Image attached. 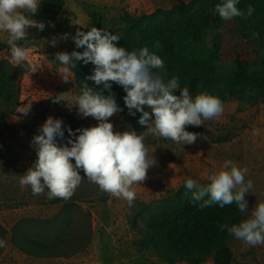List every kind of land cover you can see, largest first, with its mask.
I'll list each match as a JSON object with an SVG mask.
<instances>
[{
  "label": "rangeland",
  "instance_id": "obj_1",
  "mask_svg": "<svg viewBox=\"0 0 264 264\" xmlns=\"http://www.w3.org/2000/svg\"><path fill=\"white\" fill-rule=\"evenodd\" d=\"M194 1L66 0L54 22L45 24L42 32L29 29L28 40L21 42L35 71L15 65L6 34L0 32V57H8L14 64L18 88L17 102L12 112L6 114V126L0 130V239L7 241V246L0 248V264H192L188 260L169 258L148 245L142 233L149 214L145 213L144 219L141 214L144 209L155 210L191 192L185 187L189 178L207 186L209 175L226 160L247 168L245 180L253 182L252 192L246 194L249 213H240L234 204L242 219L250 215L257 203L264 201V94L254 99L232 96L223 102L220 117L202 118L199 127L187 126L186 131L201 134L191 145L148 136L144 143L157 158L158 166L149 169L143 184L133 185L136 198L131 207L126 200L102 192L86 178L69 200L56 204L41 203L43 195L33 196L30 187L21 189L19 185L20 176L28 169L30 142L39 134L38 129L48 116L63 121L65 140L57 138L59 143H66L67 127L75 130L98 123L92 117L77 115V108L72 106L74 98L81 94L80 89L71 71L67 82L62 79L58 73L59 62L54 60L57 52H72L68 42L77 29L102 28L120 38L130 27L119 19V11L139 16L140 23H145L190 10ZM32 18L41 21L36 14ZM214 18L206 44L210 45L211 40L220 42L216 57L218 72L232 76L241 66L249 77L261 81L264 12L244 24L234 18L223 21L218 14ZM65 33L69 38L60 39ZM54 39L56 46L49 43ZM59 93L69 97L67 105L54 104L48 98ZM118 104L124 111L110 118L114 131H131L132 116L128 115L124 102ZM6 111V104L0 103V112ZM67 112L74 118L72 122L67 119ZM253 129H259L260 134L253 136ZM81 175H84L82 171ZM27 237L50 246L36 250L26 244ZM225 244L232 253L230 264H264V245L251 247L234 237ZM199 264H214L212 251Z\"/></svg>",
  "mask_w": 264,
  "mask_h": 264
},
{
  "label": "clouds",
  "instance_id": "obj_2",
  "mask_svg": "<svg viewBox=\"0 0 264 264\" xmlns=\"http://www.w3.org/2000/svg\"><path fill=\"white\" fill-rule=\"evenodd\" d=\"M238 3L239 0H222L215 5L214 14L227 22L235 17L247 19L255 11L249 5L245 13L236 6ZM40 4L41 0H0V32L6 34L11 59L16 66L33 71L35 66L28 60V50L21 42L28 40L29 29L41 32L45 29L44 22L32 18L38 13ZM68 38L67 33L60 37L62 40ZM71 39L76 48H83V51L57 52L54 60L60 65L58 73L67 82L70 69L76 68L77 62L94 66L86 80L93 81L96 86L102 85V88L95 90L83 84L72 107L77 108L81 118L92 117L98 123L75 130L67 127V141L59 143L57 138L65 140L63 121L48 116L39 127V134L30 142L37 158L20 176L19 185L21 189L30 187L33 196L44 195L47 189V199L69 200L86 178L102 192L126 200L131 207L136 198L133 185L143 184L149 169L158 166L145 139L155 136L180 145H191L201 134L186 131V127L201 126L202 118L220 117L223 103L219 97L207 92L193 97L187 87L180 88L178 77L166 81V73L162 71L164 61L156 53L147 47L128 51L118 46L119 36L102 28L77 29ZM49 43L56 46L57 40ZM113 84L121 86L126 93L123 101L128 115L136 117L140 113L137 123L145 129L143 132L134 129L114 131L110 118L123 112L124 108L117 103ZM48 98L54 104L63 102L66 105L69 99L66 93ZM259 134V129H253V136ZM247 173V168L226 160L209 175L207 186L189 178L185 187L192 192V202L200 209L235 204L240 213L247 214L246 194L253 189V182L245 180ZM220 229L251 247L264 245V201L257 203L246 219L231 225L222 224ZM6 246L7 241L0 239V248Z\"/></svg>",
  "mask_w": 264,
  "mask_h": 264
},
{
  "label": "trees",
  "instance_id": "obj_3",
  "mask_svg": "<svg viewBox=\"0 0 264 264\" xmlns=\"http://www.w3.org/2000/svg\"><path fill=\"white\" fill-rule=\"evenodd\" d=\"M221 2L222 0H195L190 10L185 9L145 23H140L139 16L121 10L118 13L119 19L128 24L130 31H124L118 46L128 51L147 47L150 52L156 53L164 61L162 71L166 73L165 80L178 77L180 88L187 87L193 97L198 93L207 92L219 97L222 103L232 96L258 98L264 94V75L261 81L252 79L241 66L232 76L219 73L216 57L220 51V42L211 40L210 45L206 44L215 21L214 7ZM65 5L66 0H42L36 15L45 24H51ZM249 5L255 9L251 16L247 19L242 17L234 19L244 24L246 20L253 21L259 13L264 12V0H239L236 6L247 13ZM68 43L71 51H83V48H76L73 40H69ZM157 44L159 47H156ZM14 68L8 57H0V103L7 106L5 113L0 112V130L6 126V114L12 112L17 102L18 88L15 87ZM93 68L91 63L85 65L83 62H77L76 68L70 69L76 87L81 89L83 84H87L95 90L102 88V85L96 86L93 81L86 80V77L93 73ZM112 92L117 103L124 102L123 97L126 93L121 86L113 84ZM176 94L179 95V90ZM139 116L140 113H137L130 121L132 129L138 133L145 130L137 123ZM67 119L70 122L74 120L68 112ZM1 150L0 148V154ZM36 158V152L32 147L28 168ZM46 194L47 189L40 199L41 203L56 204L65 201L60 198L49 200ZM191 196L192 192H189L166 206L155 210L144 209L141 217L144 219L143 215L149 214L146 229L142 233L145 242L153 245L158 252L167 254L169 258L188 260L192 264H199L210 251L214 264H230L232 253L225 243L233 236L226 230L221 231L220 225L239 223L243 220L242 216L234 204L224 208L213 205L200 209L192 202ZM25 242L36 250L50 246L33 237H27Z\"/></svg>",
  "mask_w": 264,
  "mask_h": 264
}]
</instances>
